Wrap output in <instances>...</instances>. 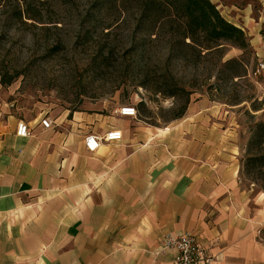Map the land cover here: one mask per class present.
<instances>
[{
    "label": "crops",
    "instance_id": "obj_1",
    "mask_svg": "<svg viewBox=\"0 0 264 264\" xmlns=\"http://www.w3.org/2000/svg\"><path fill=\"white\" fill-rule=\"evenodd\" d=\"M256 2L257 18L251 3L225 7L223 17L253 28L264 54V0ZM233 11L243 20L232 21ZM199 119L131 131V117L120 116L94 130L80 115L76 132L40 121L23 138L22 120L0 106V264H172L162 240L185 233L219 264H264V192L242 184L239 150L226 145L233 133L218 124L202 130ZM112 129L120 142L86 149L88 135Z\"/></svg>",
    "mask_w": 264,
    "mask_h": 264
},
{
    "label": "rangeland",
    "instance_id": "obj_2",
    "mask_svg": "<svg viewBox=\"0 0 264 264\" xmlns=\"http://www.w3.org/2000/svg\"><path fill=\"white\" fill-rule=\"evenodd\" d=\"M25 1L32 7L27 9ZM249 3L257 18L256 0L215 5L223 16L225 7L246 9ZM1 4L0 74L19 78L6 86L0 77V106L17 119L35 124L49 118L52 131L70 133L76 132L75 116L93 119L88 124L95 130L100 121L118 120L124 106L137 110L127 122L131 131L139 124L165 130L200 118L195 123L202 130L218 124L233 133L234 140L226 145L233 143L239 150L241 182L262 191L264 181L254 180L243 169L250 156L253 125L264 122V90L261 79L253 75L258 62L253 28L244 27L248 40L244 49L223 45L204 51L185 44L181 24L150 21L137 3L10 0ZM19 7L27 9L22 21L15 18ZM228 15L237 21L236 11ZM233 59L237 62L225 64ZM185 105L184 116L174 119Z\"/></svg>",
    "mask_w": 264,
    "mask_h": 264
},
{
    "label": "trees",
    "instance_id": "obj_3",
    "mask_svg": "<svg viewBox=\"0 0 264 264\" xmlns=\"http://www.w3.org/2000/svg\"><path fill=\"white\" fill-rule=\"evenodd\" d=\"M4 1L10 0H0V5ZM124 2L137 3L142 8L144 17L150 21L170 20L181 24L182 37L185 44L190 47L204 51H211L223 45H231L240 49L248 47L244 30L227 21L211 0H124ZM24 5L27 9L32 7V4L27 1ZM27 9L19 7L15 18L22 21L24 15H27ZM34 21L39 22L40 20ZM187 39H189L188 43ZM234 62L237 60H229L225 64L229 65ZM0 77L1 84L9 86L19 78V75L7 78L0 74ZM185 112L186 105L181 108L174 119L182 118ZM251 135L250 156L243 169L254 180L264 181V122H256ZM262 191L264 192V188Z\"/></svg>",
    "mask_w": 264,
    "mask_h": 264
},
{
    "label": "built area",
    "instance_id": "obj_4",
    "mask_svg": "<svg viewBox=\"0 0 264 264\" xmlns=\"http://www.w3.org/2000/svg\"><path fill=\"white\" fill-rule=\"evenodd\" d=\"M258 58L257 65L253 75L256 79H261V86L264 90V54L256 53ZM119 115L134 118L137 116V110L134 106H124L119 110ZM41 125L45 129L52 128V122L49 118H43ZM19 137H29L31 135L30 127L25 121H20L17 127ZM123 139V133L120 130L112 129L104 136L90 134L85 138L86 149L94 153L102 144L111 142H120ZM162 248L174 252L172 264H219L218 256L212 254L211 250L205 246L197 236L193 234H181L178 236H166L162 240Z\"/></svg>",
    "mask_w": 264,
    "mask_h": 264
}]
</instances>
